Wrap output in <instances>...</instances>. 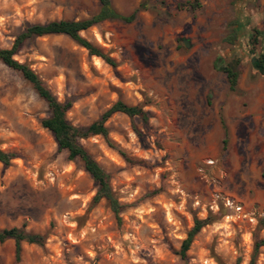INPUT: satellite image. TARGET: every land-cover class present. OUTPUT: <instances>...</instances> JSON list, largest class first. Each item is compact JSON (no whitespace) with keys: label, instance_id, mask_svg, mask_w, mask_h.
<instances>
[{"label":"rangeland","instance_id":"rangeland-1","mask_svg":"<svg viewBox=\"0 0 264 264\" xmlns=\"http://www.w3.org/2000/svg\"><path fill=\"white\" fill-rule=\"evenodd\" d=\"M130 22L104 20L80 35L115 62L64 34L26 40L13 56L87 126L116 101L106 137L79 143L110 174L117 220L78 161L41 126L46 103L0 62V229L21 227L44 244L0 243V264H248L264 238V0H111ZM98 0H0V49L29 24L85 19ZM186 41L188 47H184ZM238 61L235 90L221 66ZM227 129L226 143L223 124ZM206 220L187 261L182 241ZM254 264H264V245Z\"/></svg>","mask_w":264,"mask_h":264},{"label":"trees","instance_id":"trees-1","mask_svg":"<svg viewBox=\"0 0 264 264\" xmlns=\"http://www.w3.org/2000/svg\"><path fill=\"white\" fill-rule=\"evenodd\" d=\"M98 3L99 8L97 12L85 19H61L27 25L22 32L16 35L10 48L0 49V62L18 71L22 78L30 84L33 91L46 103L49 115L41 119V126L51 133L58 149L67 151L68 159L78 161L83 170L90 176L96 186L93 202L97 203L102 199L105 200L115 218L118 220L122 206L114 197L110 186V174L95 161L92 155L79 143V140L90 135H101L106 137L108 128L105 126V121L114 113L120 112L129 117L139 116L146 120L148 112L144 111L139 106H130L122 101H116L101 114L99 119L87 126H75L66 118V112L70 109L71 102L69 100L64 102L59 101L33 70L26 64L18 62L13 57L28 39L50 34H64L86 49L89 55L100 57L107 64L115 66V62L112 58L104 53L101 48L82 37L80 32L104 20L130 22L131 17L125 16L116 10L111 0H98ZM237 64L238 61L236 60L235 63L232 62L221 66V70L225 73L230 90H235L237 86L239 76L236 69ZM250 64L254 70L264 76V52L253 55ZM223 129L225 135L223 143H226L227 129L224 124ZM14 157L15 154L0 149V163L3 167H8ZM205 224H207L205 219H195L192 228L182 241L179 254L181 259L185 262L187 261V251L195 235ZM9 239L14 242V257L15 260L18 261L22 250V243L42 246L45 236L39 233L28 232L23 226L0 229V243ZM262 245H264V238L255 241L254 251L248 264H254L255 255Z\"/></svg>","mask_w":264,"mask_h":264},{"label":"water","instance_id":"water-1","mask_svg":"<svg viewBox=\"0 0 264 264\" xmlns=\"http://www.w3.org/2000/svg\"><path fill=\"white\" fill-rule=\"evenodd\" d=\"M183 45H184V47H188V44H187V42L186 41H183Z\"/></svg>","mask_w":264,"mask_h":264}]
</instances>
